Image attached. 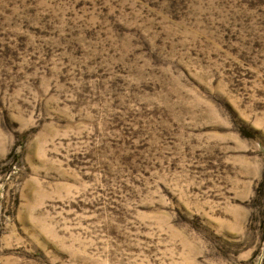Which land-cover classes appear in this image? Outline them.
<instances>
[{
    "label": "rangeland",
    "instance_id": "374dc122",
    "mask_svg": "<svg viewBox=\"0 0 264 264\" xmlns=\"http://www.w3.org/2000/svg\"><path fill=\"white\" fill-rule=\"evenodd\" d=\"M0 264H264V0H0Z\"/></svg>",
    "mask_w": 264,
    "mask_h": 264
}]
</instances>
